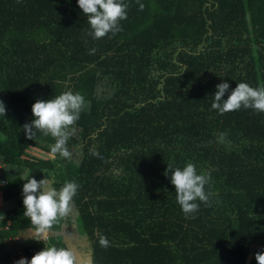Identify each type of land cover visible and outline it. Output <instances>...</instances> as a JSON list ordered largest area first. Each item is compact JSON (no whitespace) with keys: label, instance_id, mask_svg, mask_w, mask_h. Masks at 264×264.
Here are the masks:
<instances>
[{"label":"trees","instance_id":"obj_1","mask_svg":"<svg viewBox=\"0 0 264 264\" xmlns=\"http://www.w3.org/2000/svg\"><path fill=\"white\" fill-rule=\"evenodd\" d=\"M123 2L122 31L96 40L77 0H0V264L45 245L72 249L77 237L88 264H243L250 254L257 264L264 112L221 115L211 105L220 83L229 84L225 100L237 83L264 85V0ZM66 90L85 98L67 159L51 153L53 137L33 129L27 139L23 129L36 100ZM188 162L210 175V206L197 200L186 216L165 172ZM25 173L57 190L80 185L74 212L43 242L18 237L35 232L23 215Z\"/></svg>","mask_w":264,"mask_h":264},{"label":"clouds","instance_id":"obj_2","mask_svg":"<svg viewBox=\"0 0 264 264\" xmlns=\"http://www.w3.org/2000/svg\"><path fill=\"white\" fill-rule=\"evenodd\" d=\"M79 8L87 17L90 31L87 35L99 40L107 34L122 31L121 20L127 19L128 5L123 0H77ZM144 5H140L143 10ZM91 49L89 54H94ZM229 90L227 82L216 86L214 102L211 107L223 115L236 111L242 107L264 112V85L251 87L248 83H237L230 92L228 98L222 99ZM85 106V98L79 92L73 93L66 90L54 99L36 100L32 105L33 119L30 123L23 125L26 138L33 139L36 129L45 135L54 138L55 144L51 147L52 154H59L63 158H70L71 152L67 148L70 138V126L80 118V112ZM6 114L4 102L0 100V116ZM227 133H220L219 139L223 141ZM95 154V153H94ZM170 175V182L175 188L176 201L182 212L188 216L199 209L197 200L209 205V193L205 191V185L210 181V175L198 174L196 166L188 162L181 167H173L168 164L165 175ZM25 183L22 187L23 206L25 217H28L34 226L37 236L46 241L49 230L59 218H65L74 212V197L77 195L80 185L75 181H65L58 190L53 187V181L48 178L36 180L25 173ZM45 244V243H44ZM101 247L107 248L109 241L106 236H99ZM257 264H264V252L255 253ZM15 264H76L73 251L67 247L55 245L46 246L43 250L36 252L31 259L21 258Z\"/></svg>","mask_w":264,"mask_h":264},{"label":"rangeland","instance_id":"obj_3","mask_svg":"<svg viewBox=\"0 0 264 264\" xmlns=\"http://www.w3.org/2000/svg\"><path fill=\"white\" fill-rule=\"evenodd\" d=\"M43 135H45V134L43 133ZM45 137L48 139L49 142L52 141L50 135H45ZM59 233L61 234V236H63V241H65L66 239H68L67 235H64L65 232L61 231ZM22 236L25 237V239L27 237H30L29 239L32 240L37 235H36L35 232H31V233H29L27 235H22ZM22 236H18V237H22ZM68 241H70V240H68ZM11 245L12 244H10L9 247ZM84 245H85V243H84V241L81 238L77 237V238L72 239V243H71V246L70 247H72L71 250L73 251V253H74L75 257H76V264H88V260H87L86 254H85L87 252L84 249ZM58 247H60V246H58Z\"/></svg>","mask_w":264,"mask_h":264},{"label":"built area","instance_id":"obj_4","mask_svg":"<svg viewBox=\"0 0 264 264\" xmlns=\"http://www.w3.org/2000/svg\"><path fill=\"white\" fill-rule=\"evenodd\" d=\"M4 168V164L0 161V176L2 174V169ZM6 184V180L5 179H2L0 180V186L1 185H4ZM2 206H3V191H2V188H0V209H2ZM0 219H4V216L0 215ZM9 220H7V226L9 225ZM7 228V227H6ZM16 238V237H15ZM19 255H18V258H17V261L21 258H24L23 257V254L18 251ZM13 260L15 261V258H13ZM16 262V261H15Z\"/></svg>","mask_w":264,"mask_h":264},{"label":"water","instance_id":"obj_5","mask_svg":"<svg viewBox=\"0 0 264 264\" xmlns=\"http://www.w3.org/2000/svg\"><path fill=\"white\" fill-rule=\"evenodd\" d=\"M253 260V254H250L247 259H245L244 263L243 264H251Z\"/></svg>","mask_w":264,"mask_h":264},{"label":"crops","instance_id":"obj_6","mask_svg":"<svg viewBox=\"0 0 264 264\" xmlns=\"http://www.w3.org/2000/svg\"><path fill=\"white\" fill-rule=\"evenodd\" d=\"M0 215H2V214H0ZM0 220H1V219H0ZM29 233H31V232L28 231V232L20 233L19 236L27 235V234H29Z\"/></svg>","mask_w":264,"mask_h":264}]
</instances>
